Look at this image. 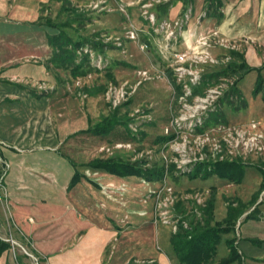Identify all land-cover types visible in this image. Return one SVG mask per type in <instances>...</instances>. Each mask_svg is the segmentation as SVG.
<instances>
[{
  "label": "rangeland",
  "instance_id": "374dc122",
  "mask_svg": "<svg viewBox=\"0 0 264 264\" xmlns=\"http://www.w3.org/2000/svg\"><path fill=\"white\" fill-rule=\"evenodd\" d=\"M168 1H174L168 15L158 19L154 5ZM204 13L205 7L197 15L177 0H0V136H5L7 144L23 150L26 148L23 136L28 132L36 138L57 135L58 143L61 142L57 151L83 173L89 172L87 164L95 158H115L140 162L144 168H162L163 155L171 159V154H165L168 151L165 129L172 131L171 122L178 118L182 123V134L175 142L180 143L188 136L192 143L188 154L196 159L201 157L203 163L199 165L210 171L219 163L238 162L244 166V176L239 184L220 180L215 174L206 180H191L187 176L167 178L178 201L172 215L196 225L197 221H202L206 202L213 196L214 219L220 222L226 215L227 206L233 200L235 206L238 200L247 209L238 219L235 232L223 237L236 239L238 247L249 232L251 222L247 220L254 218L264 222V190L259 191L264 174V152L258 153L252 151L251 146L245 149L241 145L247 153L239 148L234 157L220 162L213 144L222 143L225 152L223 131H217L218 127L234 133L237 127L251 120L261 121L264 125V93H254L256 71L245 73L240 80H237L239 76L213 75L226 68L232 61L230 51H235L243 55L250 67L261 68L264 79V41L251 42L245 37L228 39L216 30L204 28L201 25ZM71 20L76 23L64 29L73 38H91L114 46L101 55L86 50L91 67L96 70L77 79L72 78L69 71L44 66L52 55L47 37L58 32L48 27V23L64 25ZM168 71L184 92L191 94L197 87L203 94L193 96L189 104L182 100L177 102L167 78ZM209 76H213L209 84H204L203 80ZM107 117L117 118L126 125L118 124L106 137L87 132ZM199 117L205 119L202 130L208 139L201 152L195 150L194 135L186 130L191 121ZM127 132L134 140L127 138ZM158 137L165 140L158 142ZM215 140L217 142H213ZM117 143L130 144V148H111ZM103 147H110L112 153L101 151ZM6 169L5 166L3 172ZM114 177L108 176L111 180ZM121 179L129 189L125 195L126 207L152 210L153 199L141 203V197L148 194L143 185L146 179L136 176ZM151 183H154L152 189L159 187L158 183ZM133 193L140 197L139 208L129 206V202L134 203ZM3 195L0 186V198ZM195 196L200 197V204L194 202ZM255 196L256 202L249 204ZM256 207L254 216L246 219ZM151 227H141L143 238L150 237ZM168 228L160 229L161 232L157 229L160 234L153 245L159 248L158 251L165 249L163 244L168 240ZM0 236H11L21 246L15 247L14 252L10 248L4 264H36L26 254H31L28 242L2 222ZM128 239L133 241L134 238L129 235L126 236ZM118 244L115 241L114 248L109 247L108 255L117 253ZM253 251L257 252V247ZM226 255L227 248L222 241L211 264H217ZM133 257L129 262L132 263Z\"/></svg>",
  "mask_w": 264,
  "mask_h": 264
},
{
  "label": "crops",
  "instance_id": "0c3cea01",
  "mask_svg": "<svg viewBox=\"0 0 264 264\" xmlns=\"http://www.w3.org/2000/svg\"><path fill=\"white\" fill-rule=\"evenodd\" d=\"M204 1L192 0L191 13L199 15ZM221 2L223 18L218 22L205 12L201 23L204 28L216 30L228 39L264 41V0ZM29 134L23 136L26 145L23 150L7 144L5 136H0V159L7 167L2 176L4 199L0 198V222L28 242L36 264H176L170 244L173 233L167 225L153 224L151 209L133 210L116 202L112 204L114 201L102 194V187L110 181L120 184L126 183L125 180L117 177L111 180L109 174L88 167L90 173H83L76 165L75 169L84 177L68 190L75 169L57 151L61 144L57 135L36 138ZM91 174L97 177L90 178ZM132 196L134 203L129 202V206L139 208L140 197L137 193ZM247 221L251 222L249 232L238 244L243 264H264V222L254 218ZM146 225L152 226L148 239L142 237L141 227ZM158 228L159 231L168 228L162 252L153 245L160 234ZM129 235L133 241L126 240ZM115 241L119 242L117 253L108 255ZM255 247L257 252L253 251ZM7 256L5 252L0 257V264L6 262Z\"/></svg>",
  "mask_w": 264,
  "mask_h": 264
},
{
  "label": "trees",
  "instance_id": "16d2710c",
  "mask_svg": "<svg viewBox=\"0 0 264 264\" xmlns=\"http://www.w3.org/2000/svg\"><path fill=\"white\" fill-rule=\"evenodd\" d=\"M177 1L184 3V6H189L192 3V0ZM173 2L168 1L154 5L153 10L156 13V17L158 19L166 17L169 13L170 7L173 5ZM222 6L221 0H205L204 7L206 16L215 17L217 18V21L220 22L223 18L221 13ZM72 23H76V21L71 20L64 25H57L52 22L48 23V27L57 29L58 32L47 37V43L52 55L44 65L47 68L69 71L70 76L77 79L96 70L91 67L90 57L86 50L101 55L104 54L107 49L114 48V46L111 44H104L101 41L91 40V38H73L72 35L68 34V32L64 29L67 25L71 27ZM78 24L82 25V22H79ZM230 56L232 57V61L228 63L225 69L213 76L224 78L239 76L237 80H240L244 77L245 73L256 71L257 80L254 93L259 94L262 91L264 93V79L261 75V68L250 67L245 63L243 55L235 51H230ZM238 59H240L241 62H237ZM213 76H209L207 80L204 79V84H209ZM167 78L176 93V97H178L181 94V89L178 85H176L175 79H173L170 71L167 72ZM202 92L203 91L200 88H194L189 101L193 96L202 95ZM209 123L210 122L208 121L207 124ZM118 124L123 126L126 125L125 122L119 121L117 118L112 119L107 117L104 121H101V123L89 129L87 132H90L95 136L106 137L114 131ZM127 138L134 140L128 132ZM164 140L165 139L163 137H158L157 139L158 142H162ZM70 163L75 169L76 164L72 161H70ZM141 164L142 163L140 162L131 163L115 158H95L87 164V167L92 170L102 171L118 178L136 176L150 182H156L162 179L163 168H158L157 166L155 168H144ZM3 168H5V166L0 164V186L2 184V176L4 173ZM214 174L220 180H226L234 184H239L242 182L244 176V166L238 162H223L215 165V167L209 171L206 167L199 165L190 174H188L187 177L191 180L198 178L206 180ZM83 177L84 176L75 169L69 183L68 190L75 187ZM262 177L263 179L259 191L264 190L263 173ZM233 201L227 206L224 219L217 222L215 221L213 214L215 199L212 196L206 202L202 221H197L196 225L189 224L188 228L180 226L177 233L171 234L170 244L172 247V257L176 261V264H211L217 255L218 247L222 241L227 248V255L220 259L217 264H243L242 256L236 245V239H223L224 236L235 232L238 219L247 209V206L238 200L234 206L235 203ZM255 202L256 196L252 198L249 204L252 205ZM256 211L257 207L246 216V219L252 218ZM9 250L10 244L0 239V257Z\"/></svg>",
  "mask_w": 264,
  "mask_h": 264
},
{
  "label": "built area",
  "instance_id": "2783aa9c",
  "mask_svg": "<svg viewBox=\"0 0 264 264\" xmlns=\"http://www.w3.org/2000/svg\"><path fill=\"white\" fill-rule=\"evenodd\" d=\"M191 95L192 93H186L181 88V94L176 97L177 102H179V100H182L183 103L189 104L191 103V100L189 101ZM190 119H192V117ZM204 121L205 119L203 117H199L197 118V120L191 121L190 126L186 128L188 133H192L194 135L193 147H195V150H197L198 152H201V150L205 147L206 140H208L204 137L206 134H204L202 130L205 126L203 125ZM171 128L173 132H169V128L165 129V134L168 138V141L165 145L167 146L169 151H166L165 154H171V159H167V157L163 155V177L160 181L155 182V184H159V187L157 189H152V185H154V183H151L149 181L143 183V185L146 187V190H148V194L147 196L141 197V203L146 204L149 199H153V224L167 225L170 227L171 232L175 234L178 230V227L183 226L184 228H188L189 224L183 218V220L181 219L180 221V218L172 215L173 207L175 203L176 205L178 204V201L174 194L173 188L168 185L166 179L170 177L187 176L195 169L194 167L197 164L199 165L203 163V159L201 157L199 159H196V157L193 158L188 154V152L191 150L190 145L192 144L187 139L188 136H185V138H183L180 143L175 142L176 140H178L179 134H182V123L178 120V118L173 119V121L171 122ZM224 130V127L217 128V131H223L222 140L223 144L225 145L224 153L222 150V143H218L216 140L213 141L217 142L213 144V149L220 156V162L223 161L224 158L234 157L236 155L235 152L239 148L242 151L243 148L248 149L251 146L252 151L255 150L258 153L264 152V125L261 123V121L251 120L247 124L237 127L234 130V133L229 131V129L225 131ZM241 145H243V148ZM111 148L117 150L126 148L129 149L130 144L117 143L114 146H111ZM101 151H105L109 154L112 153L110 147H103L101 148ZM244 153H247V151L244 150ZM128 191L129 189L126 183L116 184L115 182H109L102 187V194L107 200L114 201L121 204L122 206H126L127 204L125 195ZM195 197L196 200L194 202L196 204H200V197ZM201 205H204V203L202 202ZM193 211L194 210H191L192 213ZM0 239L10 244L12 252H14L15 247L20 246L11 236H0ZM26 254L36 261V258L32 254L28 252H26Z\"/></svg>",
  "mask_w": 264,
  "mask_h": 264
}]
</instances>
